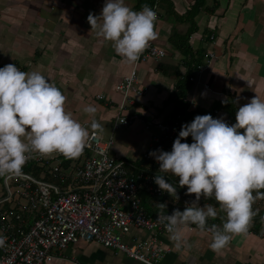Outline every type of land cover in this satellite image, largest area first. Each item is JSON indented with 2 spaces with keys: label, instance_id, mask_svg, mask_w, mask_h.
I'll return each mask as SVG.
<instances>
[{
  "label": "crops",
  "instance_id": "0c3cea01",
  "mask_svg": "<svg viewBox=\"0 0 264 264\" xmlns=\"http://www.w3.org/2000/svg\"><path fill=\"white\" fill-rule=\"evenodd\" d=\"M126 2L136 10L147 4L146 0ZM104 3L0 0V67L13 63L22 70H37L50 77L67 97L66 108L90 131L93 119L102 129L114 120L121 100L116 86L134 66L116 54L111 42L98 37L96 29L91 30L87 17L90 12L99 15ZM157 12L158 37L153 41L166 55L136 65L138 82L145 92L134 96L126 111L139 117L125 134L128 143H114L110 151L134 172L148 169L142 153L150 146L153 123L177 110L181 89L194 95L191 121L198 114H211L231 124L226 103L233 104L236 115L238 108L254 96L264 97V0H158ZM208 51H214L216 57L203 73L196 74L192 65L203 63ZM190 75H196L195 82L187 81ZM89 104L96 106L95 114L84 111ZM214 107L221 109L213 112ZM166 179H174L178 185L179 177L168 173ZM179 188V199L167 193L166 201L179 205L185 197L194 198L187 186ZM141 198L148 213L158 212L159 199L145 192ZM204 203L218 207L213 198H203L200 204ZM253 207L259 210L247 233L234 235L219 252L210 247L212 234L194 225L187 230L194 244L191 249H177L169 234L163 235L168 248L163 262L264 264V199H257ZM225 215L221 213V217ZM221 217L215 219L216 224L222 225ZM131 233L145 236L140 230ZM59 254L48 264H140L96 242L71 244Z\"/></svg>",
  "mask_w": 264,
  "mask_h": 264
},
{
  "label": "clouds",
  "instance_id": "9594fccd",
  "mask_svg": "<svg viewBox=\"0 0 264 264\" xmlns=\"http://www.w3.org/2000/svg\"><path fill=\"white\" fill-rule=\"evenodd\" d=\"M87 19L91 30L111 42L116 54L129 64L137 62L158 37V13L147 4L136 10L126 0H105L101 13L90 12ZM66 101L61 88L42 72L25 71L13 63L0 67V177L22 174L33 153L59 152L77 158L84 152L90 129L66 108ZM84 111L95 114L97 108L89 104ZM90 127L99 131L103 126L93 119ZM149 154L159 162L154 181L162 191L177 200L178 185L195 194L184 210L169 213L166 202L156 203V218L175 247L194 246L187 230L195 225L212 234L210 247L219 252L234 235L247 233L258 213L253 205L264 199V97L256 95L240 106L232 124L198 114L181 126L170 151L161 148ZM168 173L179 177L178 185L166 179ZM202 196L214 198L218 207L201 205ZM221 213L226 215L221 217ZM217 217L222 225L209 224ZM7 240L0 234V248Z\"/></svg>",
  "mask_w": 264,
  "mask_h": 264
},
{
  "label": "built area",
  "instance_id": "2783aa9c",
  "mask_svg": "<svg viewBox=\"0 0 264 264\" xmlns=\"http://www.w3.org/2000/svg\"><path fill=\"white\" fill-rule=\"evenodd\" d=\"M157 3L155 0L152 5L156 11ZM212 39L210 35L209 41ZM165 55V50L151 41L131 71L117 84L121 100L112 130L131 125L139 117L126 111L127 106L133 104L134 96L145 92L138 82L136 65ZM215 57L214 51L206 52L204 62L192 65V69L196 74L203 73ZM187 79L193 83L196 75ZM182 100L184 109L153 123L155 132L150 146L142 153V160L149 166L146 170H130L125 160L111 155L112 137L103 139L91 130L87 146L79 157L69 160L59 152L33 153L26 166L34 163L41 169L38 176L23 170L20 175L2 177L0 234L6 235L8 240L5 247L0 248V262L48 264L71 244L96 242L140 264H165L163 258L168 248L162 236L169 233L157 220V212L145 210L141 193L157 198L164 195L154 181L159 162L149 153L161 148L170 151L181 126L191 122L190 114L195 105L193 93H185ZM185 139L191 143V137ZM171 181L176 183L174 179ZM11 186L17 188L15 196ZM192 199L195 195L185 197L182 204H171L165 211L171 213L179 206L184 210ZM166 203L168 206L171 202ZM132 230L143 231L145 236H136Z\"/></svg>",
  "mask_w": 264,
  "mask_h": 264
},
{
  "label": "trees",
  "instance_id": "16d2710c",
  "mask_svg": "<svg viewBox=\"0 0 264 264\" xmlns=\"http://www.w3.org/2000/svg\"><path fill=\"white\" fill-rule=\"evenodd\" d=\"M146 2H147V4L149 5V6H151L152 7V5H153V3L155 2V0H146ZM201 2L202 1H200L199 2V4H201ZM198 3V2H197ZM203 57H204V55H203ZM195 65H199V64H195ZM187 81H188V79H187ZM181 91H182V93L180 92V106H178L177 107V110L176 111H181L182 109H184L185 108V103L183 102V100H182V97L185 95L184 94V90H182L181 89ZM226 105H227V109H228V111H229V121L230 122H232V123H235L236 122V115H235V113H234V109H233V104L231 103V102H228V103H226ZM221 109V107H214L213 108V112H217V111H219ZM175 111V112H176ZM195 114H194V111L193 112H191V114H190V118L192 117V116H194ZM231 123V124H232ZM69 160L71 159V158H68ZM149 168V167H148ZM152 169H155V167H151ZM23 170H25V171H28V172H31L33 175H35V176H38L39 174H40V168H38L37 166H35V164L34 163H31V164H28L27 166L25 165L24 166V168H23ZM1 179H2V177H0ZM49 179L51 178V177H48ZM168 196V194H167V192H164V195L163 196H161V197H159V198H157V199H159L160 200V202H166V197ZM183 202V201H182ZM182 202L181 203H179V204H182ZM169 207H172L171 206V204H169V206H167V209L169 208ZM179 208H180V206H179ZM216 222V220H212V219H210L209 220V224H212V223H215ZM195 226V225H194Z\"/></svg>",
  "mask_w": 264,
  "mask_h": 264
},
{
  "label": "rangeland",
  "instance_id": "374dc122",
  "mask_svg": "<svg viewBox=\"0 0 264 264\" xmlns=\"http://www.w3.org/2000/svg\"><path fill=\"white\" fill-rule=\"evenodd\" d=\"M112 127H113V120L111 121V123H108V126L105 129H101L99 131L104 136H106L105 139H108L109 136H111L112 139H113V141H114V143H119V144H120V142L121 143H124V141H125L124 140L125 134H126L127 130L131 128V126H129V125H121L120 127L116 128V129H113V130H112ZM125 139H126V141H125V145H126L128 143V138H125ZM113 146H114V144H113ZM113 146H112V148H113ZM139 163L144 164L142 162V160H140ZM0 182H1V180H0ZM0 186H2V185H0ZM1 190H3L2 187H1L0 191ZM11 191H12V193L15 196L16 195V191H17V188L15 186H11ZM177 191H180L181 192L182 189L179 188V187H177ZM20 201H21L22 204L25 203V200L23 198H21Z\"/></svg>",
  "mask_w": 264,
  "mask_h": 264
}]
</instances>
